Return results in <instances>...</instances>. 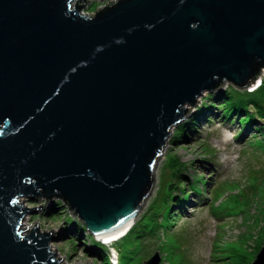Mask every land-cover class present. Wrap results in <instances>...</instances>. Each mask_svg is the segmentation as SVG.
<instances>
[{
  "label": "water",
  "instance_id": "obj_1",
  "mask_svg": "<svg viewBox=\"0 0 264 264\" xmlns=\"http://www.w3.org/2000/svg\"><path fill=\"white\" fill-rule=\"evenodd\" d=\"M88 1L0 0V264H63L54 231L22 230L55 200L96 242L129 231L171 130L264 72V0Z\"/></svg>",
  "mask_w": 264,
  "mask_h": 264
},
{
  "label": "rangeland",
  "instance_id": "obj_2",
  "mask_svg": "<svg viewBox=\"0 0 264 264\" xmlns=\"http://www.w3.org/2000/svg\"><path fill=\"white\" fill-rule=\"evenodd\" d=\"M110 1L89 0L82 14L94 16ZM255 92L226 85L206 93L174 127L154 192L126 241L114 247L117 252L126 246L119 257L104 243L95 242L104 249L94 246L57 200L20 199L29 210L47 203L26 215L22 230L39 224L42 233L54 231L51 248L63 264H145L156 253L161 264H253L264 247V87ZM237 99L254 100L255 106L230 114L226 110ZM169 205V221H149L148 230L133 235L154 212L165 217Z\"/></svg>",
  "mask_w": 264,
  "mask_h": 264
},
{
  "label": "trees",
  "instance_id": "obj_3",
  "mask_svg": "<svg viewBox=\"0 0 264 264\" xmlns=\"http://www.w3.org/2000/svg\"><path fill=\"white\" fill-rule=\"evenodd\" d=\"M250 106L253 108L254 106H255V101L254 100H246V99H237V100H235V102H234V104H233V108H231L230 110H226L227 112H229L230 114L232 113V112H234V111H240V110H242V111H244L245 112V110H247L248 108H250ZM248 111V110H247ZM179 173H180V170H179ZM178 173V174H179ZM175 175V174H174ZM172 206L174 207L175 206V204H172ZM167 209H169L168 211H167V213H166V216L165 217H163V216H161V215H159V213L158 212H154V217L153 218H150V219H146L145 221H146V223L144 224V226H143V228H141V233H137L136 231L133 233V235L135 234L136 235V237L137 236H139L140 234H143V232L145 231V230H148L149 228H148V226H149V221H160V220H162V218H164V219H166V220H168V216H167V214H169V211L172 209V211H173V208L172 207H170V205L167 207ZM172 216V215H171ZM170 216V217H171ZM169 221V220H168ZM79 228H81V230H83V231H85L86 232V229H85V227L83 226V225H79ZM133 228V227H132ZM138 230V229H137ZM154 230H156V229H154ZM153 230V231H154ZM131 231H132V229H131ZM130 231V232H131ZM150 233H152V232H150ZM145 235H147V234H145ZM91 237V236H90ZM127 238V237H126ZM94 243H93V245L94 246H97V248H103L104 249V246L102 247V246H100V245H96L97 243H99V242H97V243H95L96 241H94V239L91 237L90 238ZM126 241V239L124 240V241H121V243L120 244H122L123 242H125ZM125 244V243H124ZM124 244H123V246H124ZM116 245V244H115ZM117 246V245H116ZM115 247V246H114ZM119 247V246H118ZM126 249V246H125V248L124 247H121V248H118V250H117V254H118V257H119V254H121V253H123V252H125L124 250ZM122 251V252H121ZM124 254V253H123ZM119 259V258H118Z\"/></svg>",
  "mask_w": 264,
  "mask_h": 264
},
{
  "label": "bare ground",
  "instance_id": "obj_4",
  "mask_svg": "<svg viewBox=\"0 0 264 264\" xmlns=\"http://www.w3.org/2000/svg\"><path fill=\"white\" fill-rule=\"evenodd\" d=\"M264 72H262V75H261V78H260V80H259V83H258V87H257V89L256 88H252L251 90H249L248 91V93L250 92V93H256L255 91L256 90H258V91H260L263 87H264V74H263ZM204 96H206V93L205 94H203L202 95V97L201 98H199V100H200V102L202 101V98L204 97ZM199 123H200V120H199ZM173 130H174V128L171 130V132L173 133ZM226 141H229L230 140V136L228 135L227 137H226V139H225ZM166 152H167V147L165 148V150H164V155L166 154ZM164 158V157H163ZM162 158V159H163ZM26 219L23 221V223H22V226H26ZM130 231H131V229L128 231V230H124L123 232H120V233H118V234H116L115 236H113V237H111V238H109V239H107V240H105V243H106V245L107 244H109V243H114L115 241H117V243L116 244H118V242L119 241H124L125 239H126V237H128V235H129V233H130ZM100 243H102V242H100ZM112 243V244H113ZM52 245V244H51ZM115 245H112V247H114ZM52 248H53V246H52Z\"/></svg>",
  "mask_w": 264,
  "mask_h": 264
},
{
  "label": "built area",
  "instance_id": "obj_5",
  "mask_svg": "<svg viewBox=\"0 0 264 264\" xmlns=\"http://www.w3.org/2000/svg\"><path fill=\"white\" fill-rule=\"evenodd\" d=\"M264 74V73H263Z\"/></svg>",
  "mask_w": 264,
  "mask_h": 264
}]
</instances>
